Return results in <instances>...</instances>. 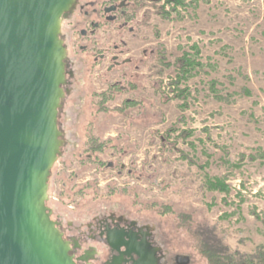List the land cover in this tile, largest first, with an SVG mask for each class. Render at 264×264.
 I'll return each instance as SVG.
<instances>
[{"label":"rangeland","instance_id":"obj_1","mask_svg":"<svg viewBox=\"0 0 264 264\" xmlns=\"http://www.w3.org/2000/svg\"><path fill=\"white\" fill-rule=\"evenodd\" d=\"M130 1L127 15L108 11L110 19L92 8L75 24L70 10L62 15L50 218L78 264H104L112 252L103 232L120 224L149 235L161 264H210L203 238L252 253L264 246V0H184L176 9ZM194 46L205 66L177 86L178 58ZM212 80L230 102L214 97ZM208 178L228 190L210 189Z\"/></svg>","mask_w":264,"mask_h":264},{"label":"water","instance_id":"obj_2","mask_svg":"<svg viewBox=\"0 0 264 264\" xmlns=\"http://www.w3.org/2000/svg\"><path fill=\"white\" fill-rule=\"evenodd\" d=\"M72 2L0 0V264H78L45 206L47 176L61 146L57 117L65 68L59 34ZM55 19L61 21L56 34ZM56 53L63 75L58 83ZM55 130L59 143L51 158ZM55 234L65 251L52 247ZM137 253L134 264H147L145 253Z\"/></svg>","mask_w":264,"mask_h":264},{"label":"flooded vegetation","instance_id":"obj_3","mask_svg":"<svg viewBox=\"0 0 264 264\" xmlns=\"http://www.w3.org/2000/svg\"><path fill=\"white\" fill-rule=\"evenodd\" d=\"M78 0L74 4L68 14L66 20L71 24L81 22L78 18L83 15L90 14L89 8H92V13L98 15L100 18L110 19L115 17L108 13V11H117L119 14L127 15V8L131 5L130 0ZM101 8V9H100ZM92 29L100 28L101 23L99 21H92ZM115 57H113L114 60ZM114 62H116L114 60ZM67 63L66 71L69 74V63ZM118 64V63H116ZM68 69V70H67ZM112 86V85H111ZM106 231V233H105ZM103 234L107 246L111 249V256L104 264H134L136 260L140 258L137 250L145 253V260L147 264H161L159 262V250L157 246L150 240L149 235L144 234L140 230L132 227L130 224L107 226ZM129 249V250H128Z\"/></svg>","mask_w":264,"mask_h":264},{"label":"trees","instance_id":"obj_4","mask_svg":"<svg viewBox=\"0 0 264 264\" xmlns=\"http://www.w3.org/2000/svg\"><path fill=\"white\" fill-rule=\"evenodd\" d=\"M169 3H173L174 9L177 6L184 4V0H168ZM138 6V5H137ZM170 12L166 9L162 10V16L164 18H170ZM195 50V54L192 55L190 52L184 51L183 55L178 58V75L177 79L173 82L177 86L181 84V82L187 78L188 75L195 68H203L205 65L200 60H197V55L200 53L197 46L192 47ZM218 81L212 80V91L214 92V97L217 100H222L226 102L231 101L232 95H222L217 88ZM109 89L115 90L114 92L120 93L121 91L126 90L124 87H121L119 84H115L109 87ZM179 92H183L185 94L186 90ZM236 93V92H235ZM233 93V94H235ZM241 94L251 95V90L247 87H243L242 90L239 92ZM114 94V93H113ZM112 94V95H113ZM238 94V93H236ZM103 100L106 101L109 97L105 96V93H102ZM179 96V95H178ZM134 101L127 100V104H131ZM59 115L57 117L58 121ZM59 127V124H58ZM259 157L264 158V151L258 154ZM207 185L210 189L220 190V191H227L228 186L225 182L218 178L214 179H207ZM200 251L201 253L208 259L210 264H264V246L259 245L252 253H229L226 248H222L219 246H215V244L211 243L210 240L203 238L200 242Z\"/></svg>","mask_w":264,"mask_h":264},{"label":"bare ground","instance_id":"obj_5","mask_svg":"<svg viewBox=\"0 0 264 264\" xmlns=\"http://www.w3.org/2000/svg\"><path fill=\"white\" fill-rule=\"evenodd\" d=\"M60 24H61V21L59 19H55V21L52 24V28H51L52 33L56 34L60 31ZM60 58L61 57H60L59 53H56L55 55H53V60H54L55 66H56L55 78H56L57 83L62 81V78H63L62 67L60 64ZM61 93H62L61 89L58 88L56 90L55 94L53 95V97H52V107L53 108L57 105L58 97L61 95ZM57 133H58V131L55 130L53 135L49 139V142L51 143V152H50L51 158L53 157V152L59 143V140L57 139ZM55 238H56V242H54V244H52V247L55 248L56 246H58L61 251H65L66 246L63 244V241L58 237L57 234H55ZM71 264H74V263L71 262Z\"/></svg>","mask_w":264,"mask_h":264}]
</instances>
